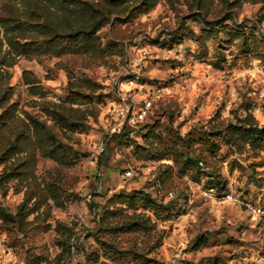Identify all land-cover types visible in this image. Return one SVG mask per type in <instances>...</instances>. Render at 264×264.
I'll list each match as a JSON object with an SVG mask.
<instances>
[{"label":"rangeland","instance_id":"rangeland-1","mask_svg":"<svg viewBox=\"0 0 264 264\" xmlns=\"http://www.w3.org/2000/svg\"><path fill=\"white\" fill-rule=\"evenodd\" d=\"M132 56L164 95L89 166ZM254 91L264 0H0V229L18 264H264V219L203 194L264 209V143L233 129L264 126Z\"/></svg>","mask_w":264,"mask_h":264},{"label":"built area","instance_id":"built-area-1","mask_svg":"<svg viewBox=\"0 0 264 264\" xmlns=\"http://www.w3.org/2000/svg\"><path fill=\"white\" fill-rule=\"evenodd\" d=\"M141 62L139 57L132 56L131 69H126L123 74L115 79L111 95L105 101L99 116V132L95 140L91 142L92 147L88 149L86 158L89 166H96L98 157L105 152L106 143L111 137L123 132L132 136L137 126L148 118L150 111L164 95V87L146 86L141 73ZM252 94L259 98L264 96L260 91H254ZM233 95L231 93V96ZM145 169L149 171V167ZM133 174L131 169L124 172V176L128 177ZM203 194L218 202L239 205L249 213L253 220L264 219L262 206L246 199H239L228 190L217 191L211 187L205 190ZM0 264H18V260L8 245L2 230H0Z\"/></svg>","mask_w":264,"mask_h":264},{"label":"trees","instance_id":"trees-1","mask_svg":"<svg viewBox=\"0 0 264 264\" xmlns=\"http://www.w3.org/2000/svg\"><path fill=\"white\" fill-rule=\"evenodd\" d=\"M234 37L241 38L242 35L236 34L234 35ZM233 129L240 136V138L242 137L245 140V142L248 143L253 148H259L264 143V126L257 127L256 125L241 124L239 127ZM100 157H98L97 159V164H99L100 162L99 161Z\"/></svg>","mask_w":264,"mask_h":264}]
</instances>
